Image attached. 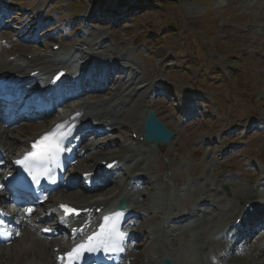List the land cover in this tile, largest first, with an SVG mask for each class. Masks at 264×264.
Instances as JSON below:
<instances>
[{
	"label": "rangeland",
	"instance_id": "374dc122",
	"mask_svg": "<svg viewBox=\"0 0 264 264\" xmlns=\"http://www.w3.org/2000/svg\"><path fill=\"white\" fill-rule=\"evenodd\" d=\"M100 1L1 0L4 9L0 14L6 15L4 21L9 25L1 26L0 38L7 40L16 36V39L0 48V65L11 53L20 59H38L27 70L50 68L49 61L53 58H64L70 64L74 47L80 49L85 42L91 45L96 41L94 35L104 34L92 47L96 61L85 64L88 69L83 73L91 76L94 66L106 61L111 67L118 65L122 71L129 69V75L123 77L139 82L125 90L126 94L145 86L141 96L148 98L149 107L174 133L169 145L159 151L151 147L145 151L149 157L141 167L148 175L141 179L138 190L146 197V202L157 201L153 194L158 191L160 201L188 213L202 198L199 186L204 185L203 178H206L210 184L217 182L215 191H208V195L215 203L225 202V208L232 193L227 196L224 185L229 193L236 189V194L239 192L241 196L247 189L244 185L256 184L252 183L255 177L263 175L261 180H264V0H136L133 12L123 13V17L114 12L111 21L102 18V13L94 15L104 9L105 3L117 6L116 0ZM34 38H37L35 43ZM55 44L59 49L53 51ZM119 55H122L119 62L112 59ZM0 69H4L3 66ZM115 71L117 74L113 77L119 80L121 71ZM107 75L109 78L110 70L103 78ZM112 86L101 91L103 85L100 87L98 82L93 88L97 91L100 88L99 94L91 92L92 97L83 91L81 97L89 100L109 98L113 94ZM126 111L122 119L124 124L102 130L94 140L103 143L101 148L85 157L97 152L118 153L123 147H132L138 142L140 114L134 108ZM186 113L193 116L186 118ZM19 122L16 126L25 124L24 119ZM36 130L34 125L22 127L12 136L18 141L21 135ZM78 163L75 162L71 169L74 170ZM225 175L244 185L238 182L230 188ZM188 183H195V186L188 187ZM109 190L112 186L92 193L76 188L61 189L53 196L92 198L109 196ZM169 193H179L182 197L169 198ZM211 194H215V198ZM227 211L225 209L223 218L208 223V235L219 229L215 225L232 223L237 210ZM156 215L159 214L144 216L139 227L146 224L155 227L164 217L161 214L153 222ZM181 232L187 236L195 231L186 227ZM147 239L144 246L142 242ZM27 242L20 237L9 245L11 255L7 256V261L1 258L0 264H24L26 259L32 258L29 255L33 251L30 254L19 251ZM151 242L150 232L143 238L133 239L129 249L133 255L131 264H140L145 259ZM41 259L46 262L42 254Z\"/></svg>",
	"mask_w": 264,
	"mask_h": 264
},
{
	"label": "bare ground",
	"instance_id": "6f19581e",
	"mask_svg": "<svg viewBox=\"0 0 264 264\" xmlns=\"http://www.w3.org/2000/svg\"><path fill=\"white\" fill-rule=\"evenodd\" d=\"M103 35L104 34L94 35L95 37L94 40L96 41L93 45H90L89 42L83 43V46L80 48V55L82 57H86L87 55L90 54V58L94 57V53L92 52L93 51L92 47L97 42H99L97 40L101 38ZM15 38L16 36L13 37L12 39ZM85 45L86 48L84 47ZM100 57L104 59L102 56ZM22 59L23 58L20 59L19 56H17L13 61L4 60L5 62L4 61H3L4 63L1 62V64L2 63L3 64L0 65L1 67L3 66L4 70L0 71V73L10 71L17 74L28 75L32 71L39 70L40 74L38 75V77L39 76L46 77L48 72L51 70L52 66L63 65L66 63V60L53 58L49 61L50 68H47L48 66L37 67L30 69L29 71L27 70L26 72V68L28 69V67H30V65L37 62L38 59L34 58L33 60H24V61ZM112 59L117 60L119 62L120 60H122V55H119V58L115 57ZM19 63L20 65H18ZM85 64L86 63L81 64V66L76 71L73 70L69 74V78H71V76L78 75L79 76L78 80H82L80 81L81 84L86 86L87 90L89 91L92 97L94 96L91 94V92H93L94 94L100 93L99 92L100 89L97 91V89L94 90L93 88L94 84L96 88L98 82H100V86L103 85L101 91L106 90L109 85L113 84L115 87L112 90L113 94H111L109 98L101 97L97 99L91 98L92 100H89V99L77 97L73 101L70 100L71 98H68L67 92H64L63 102H62L63 106L61 108L65 107L64 106L65 104H68L67 107H65L63 110L64 114H60V113L56 115L53 114V112L56 110L55 109L56 107L50 106L48 108V107L40 106L39 109L46 116L45 120L41 124H36L34 121H30V122H25V124L23 125L16 126V124L20 123L18 121L20 120L19 118H16L13 121H11L8 127H4L3 123H0V144L5 146L7 154L21 150L24 146H26L28 141L36 138L39 134L47 131L56 124L64 125V126L70 125L72 127H75L77 133H81L83 137H86L88 135L87 132L89 131V129L111 130V128H113L114 126L123 125L124 123L122 122V119L124 117V114H126L127 112L126 109L134 108L136 112L140 114V120L143 116H145V110L149 109V105L147 104L148 98L146 96L145 97L141 96L142 92L145 89V86L139 87V89L136 91L131 90L129 91V93L126 94L125 90L128 91V88H130V86L136 82L135 79L130 80L129 82H125L121 78L119 80L115 79L113 77L114 75L116 76L117 74L115 70L114 71L110 70L111 75H109L110 76L109 78L108 75L106 78H103L104 74H106V71L105 70L103 71L102 64H100V66H96V65L94 66L95 70L93 72L91 71L90 73L91 76H89V73L85 74V72L82 75H80L81 71H85L88 69V67ZM71 67L73 66L67 65L66 63V65H64V67L62 68L73 69ZM112 69H115V66H112ZM126 71L128 72V69ZM132 73L135 74L134 72ZM87 77H91L92 79V82H90L89 84L87 83ZM13 101L15 104L20 103L19 106L24 107L26 111L25 113L27 114L26 116L27 119L32 118V116L34 115L32 113L33 110L38 107L34 101H28V103L27 101L24 100L22 101V99H18V100L14 99ZM71 102H73V105L69 104ZM124 110L126 112H124ZM14 112H16V110ZM83 124L86 126L82 127ZM33 125L34 127L36 126L37 130L35 132H26V134L20 136L18 141L12 136L13 132L17 131L18 129L22 127H26V128L31 127ZM141 136H142V130H141V126H139V134L137 136L138 142L132 147H123L121 150H119L118 153L115 152L112 154L109 153L105 154V153L97 152L95 155L93 154L90 155L89 157L88 156L85 157L80 161V163L77 164L75 170L70 171V173L67 175L66 179L62 184V188L64 189L68 188L69 185H73V187H75L76 189H81L87 193L89 192L87 190L89 185H87V183H83L79 179L82 176V174L90 173L92 171L91 170L92 164L96 165L100 161L110 162L113 160H117L118 164L116 166L117 167L116 171L103 181V185L101 187L94 189V191L99 192L104 188H109L112 186L113 191L109 190L110 191L109 196L101 195L92 198H86V197L73 198L72 196L69 198H65L61 195L55 196L50 199L49 203L44 204V207L42 209L43 213L38 214L32 222L21 221L20 230L22 236L26 238L28 242L24 246L20 245L21 246L20 250L19 249L18 250L21 253L24 252V254H30L31 251H33V253L29 255L32 258L29 257L30 259L28 260L26 259L25 260L26 262H24V264H55L54 247L57 246L61 249V247H63L66 242L64 240L65 232L63 229V223L56 218L57 212L54 211L55 205L58 202L68 203L82 209L92 206L96 208L101 206L107 208L114 205L116 200L120 196L122 195L126 196L130 206V211H128L127 214H131V217L128 220V222L133 221L136 224L134 227L130 228V231L133 233L132 236L143 238V236L145 237L147 232H150V234H152L153 242H151L150 244L148 251L149 253L147 252L148 253V254L146 253L147 256L146 255L143 256V258L145 256L146 257L140 264H161L162 260L165 257L174 259L177 264L213 263L215 259L221 257L222 252L219 251L221 245L226 244L225 247H227L230 242H233V240L225 241V242H223L222 240V236L228 234L232 230L225 232L224 229L228 226L223 222L222 224L226 226L223 230L219 231L218 235L213 234L214 233L213 231L210 233V235H208L209 227L207 224L214 219L223 218L226 215L225 213L226 208L228 211L237 210V213L235 212L236 213L235 219L240 217L247 210V206L254 205L255 207H257L258 210L263 208L264 200L260 203L258 201V196L259 193L264 194V185H258L255 190L254 188H250L247 185H244L243 183L239 182V184L244 185L248 189L246 190L249 192L246 193L245 190L244 192L246 194H244L243 192V195L239 196L238 191H237L238 193L236 194V189L230 190V196L232 193L231 196L232 199H230L231 201L227 204V206H225V208H223V204H220L221 202L219 203L217 201V203H215L207 193L208 191L211 192L215 191V189L217 188V182H215V184L214 183L210 184L206 178H203L204 185L199 186V188L203 192L202 198L197 200V202L193 206L192 211L189 213L187 212L182 213L177 207L170 206L169 204L160 201V195H159L160 192L158 191L153 194L154 195L153 198H157V201L146 202L145 201L146 197H144L141 193H139L138 189L139 186L141 185V179L147 177L148 175L146 174V171L143 170V166L141 167V165H143L144 161L148 160L149 156L145 151L147 150L148 147H151V144L146 143L144 141H140L139 138ZM172 140H174V138ZM172 140H170L168 144L159 145L157 147V150L159 151L161 147L169 145L172 142ZM102 144H98V142H94V143L85 142V144L81 146V149H85L86 154L88 152L94 153L95 150L101 148ZM6 153L5 156H7ZM149 165L150 164H147L148 167ZM123 168L125 169L124 173L122 171ZM77 175H79V178H77ZM224 179L230 181L229 187L230 188L232 187V189L233 187L238 185L236 179H234L230 175H227ZM192 185L195 186V183H188V187H191ZM196 185H198V183H196ZM186 193H187V189L183 191V196ZM215 196H216L215 194L212 195L213 198H215ZM168 197L178 199L182 196L179 193L176 194L169 193ZM239 199H240V203L238 204ZM154 212L159 215H156L153 218V222L158 220L161 214H164V217L160 220V222L155 227L153 224L143 225L142 228L139 227L142 218ZM171 213L175 214V216L174 217L171 216L172 215ZM175 218L179 219L178 221H180V224H178V226L175 229L170 228L169 226L172 225V223H174L173 221ZM36 221H38L39 224L38 226L35 225ZM166 223L168 224L167 228L165 227ZM188 223L193 224V226L189 228V230L195 232L186 236L185 234H182L181 230H182V226ZM50 226H54V228L60 232L59 237L55 239H49L47 237L37 236L39 229L41 227H50ZM147 241L148 239L142 242L144 243V246ZM155 242H157V244H155ZM183 242L185 243V245L183 244ZM214 244H216L215 248L213 247ZM261 247H262L261 241H258L256 244L249 245L247 247H237L233 251V256H231L228 260L223 261L220 264H264V258H262L261 255L262 253ZM204 248L210 249L213 255L208 257V254L203 252ZM11 250L12 248L0 246V259L5 258L7 261L8 259L7 256L11 255L10 254ZM59 252L61 251L59 250L58 253ZM236 252H239L241 255L237 256ZM41 254L46 258V262L42 261L43 259H41ZM49 257L52 259L51 263Z\"/></svg>",
	"mask_w": 264,
	"mask_h": 264
},
{
	"label": "snow or ice",
	"instance_id": "6c2138e0",
	"mask_svg": "<svg viewBox=\"0 0 264 264\" xmlns=\"http://www.w3.org/2000/svg\"><path fill=\"white\" fill-rule=\"evenodd\" d=\"M62 136H59L57 132H51L44 135L40 141L33 143L32 151H30L22 161H17V164H21L25 170L30 174H33L35 169L43 167L46 164H50L54 161L62 150L60 147V140ZM32 179L38 181V175L33 174ZM66 212L75 211L74 209L62 206ZM120 214L117 213L115 217H105V225L100 229L98 235L89 237L86 244H81L72 252L68 253L69 261L78 259L83 251L95 252L99 248H103L105 251H111L113 249L123 250L121 242L124 238V233L120 232L117 228L115 221H118Z\"/></svg>",
	"mask_w": 264,
	"mask_h": 264
},
{
	"label": "water",
	"instance_id": "95a60500",
	"mask_svg": "<svg viewBox=\"0 0 264 264\" xmlns=\"http://www.w3.org/2000/svg\"><path fill=\"white\" fill-rule=\"evenodd\" d=\"M147 115L142 117V130L144 140L153 143L156 149L159 144H166L172 137V132L168 131L165 125L156 119L155 114L152 110H146ZM127 208L126 198L123 196L119 200L118 209L124 210ZM162 264H176L173 260L168 257L164 258Z\"/></svg>",
	"mask_w": 264,
	"mask_h": 264
},
{
	"label": "trees",
	"instance_id": "16d2710c",
	"mask_svg": "<svg viewBox=\"0 0 264 264\" xmlns=\"http://www.w3.org/2000/svg\"><path fill=\"white\" fill-rule=\"evenodd\" d=\"M102 1V0H101ZM126 1H128L127 2V4L125 5V4H123L124 2H126ZM135 1L136 0H116V3L118 4V5H122L123 7H127V6H130V5H132L133 3H135ZM110 6V5H109ZM128 8V7H127ZM130 10H120V13H127V12H129ZM106 13H107V16L109 15V13L106 11Z\"/></svg>",
	"mask_w": 264,
	"mask_h": 264
}]
</instances>
